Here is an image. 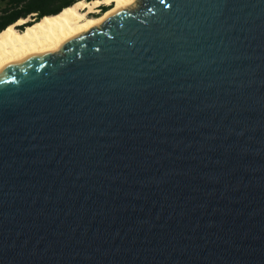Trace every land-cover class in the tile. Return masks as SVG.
<instances>
[{"label": "water", "instance_id": "obj_1", "mask_svg": "<svg viewBox=\"0 0 264 264\" xmlns=\"http://www.w3.org/2000/svg\"><path fill=\"white\" fill-rule=\"evenodd\" d=\"M0 264H264V0H139L1 70Z\"/></svg>", "mask_w": 264, "mask_h": 264}, {"label": "bare ground", "instance_id": "obj_2", "mask_svg": "<svg viewBox=\"0 0 264 264\" xmlns=\"http://www.w3.org/2000/svg\"><path fill=\"white\" fill-rule=\"evenodd\" d=\"M139 0L78 1L55 15L44 16L25 26L30 19H19L0 32V71L9 66L43 55L59 52L71 39L100 27L119 10L134 6ZM101 6H110L104 13ZM91 14L96 15L90 16Z\"/></svg>", "mask_w": 264, "mask_h": 264}, {"label": "trees", "instance_id": "obj_3", "mask_svg": "<svg viewBox=\"0 0 264 264\" xmlns=\"http://www.w3.org/2000/svg\"><path fill=\"white\" fill-rule=\"evenodd\" d=\"M78 1L91 0H0V32L18 19L39 20L44 16L55 15ZM30 24L27 22L20 29Z\"/></svg>", "mask_w": 264, "mask_h": 264}, {"label": "rangeland", "instance_id": "obj_4", "mask_svg": "<svg viewBox=\"0 0 264 264\" xmlns=\"http://www.w3.org/2000/svg\"><path fill=\"white\" fill-rule=\"evenodd\" d=\"M33 16H34V15H33ZM33 16H32V17H33ZM29 19H30V21H29V22H31V23H32V20H33V19H32V18H29Z\"/></svg>", "mask_w": 264, "mask_h": 264}]
</instances>
